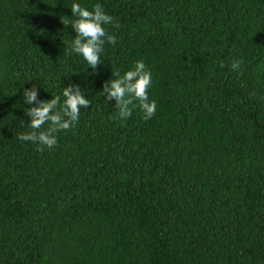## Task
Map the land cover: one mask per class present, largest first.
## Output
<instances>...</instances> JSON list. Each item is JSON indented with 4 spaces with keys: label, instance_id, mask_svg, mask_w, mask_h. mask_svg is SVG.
Listing matches in <instances>:
<instances>
[{
    "label": "trees",
    "instance_id": "obj_1",
    "mask_svg": "<svg viewBox=\"0 0 264 264\" xmlns=\"http://www.w3.org/2000/svg\"><path fill=\"white\" fill-rule=\"evenodd\" d=\"M73 3L119 25L94 75ZM138 60L156 113L120 119L102 85ZM70 83L76 126L16 139L23 90ZM0 264H264V0H0Z\"/></svg>",
    "mask_w": 264,
    "mask_h": 264
},
{
    "label": "clouds",
    "instance_id": "obj_2",
    "mask_svg": "<svg viewBox=\"0 0 264 264\" xmlns=\"http://www.w3.org/2000/svg\"><path fill=\"white\" fill-rule=\"evenodd\" d=\"M74 20H63L65 26L70 25L75 36L69 43V53L82 56L88 66L93 69V75L98 66L102 64L101 54L106 44L115 45L117 37L110 33L104 26L118 23L113 16L106 13L103 5L97 3L92 10L73 3L71 6ZM244 61L233 59L231 69L240 72ZM221 63V67H223ZM112 77L102 85L101 96L106 98L105 102L115 100V108L120 119H128L132 115V108L138 106L143 112V119L148 120L156 113L157 104L149 99L148 90L152 86V74L143 60L135 62L131 70L123 75L119 71L112 72ZM24 102L33 105L27 108L26 116L30 117L28 132L17 133L16 139L30 141L38 146L39 151L45 148L52 149L58 143L60 132L70 131L80 120L82 108H89L91 101L87 99L80 86L70 83L63 87L61 96H52L50 100L38 99L37 87L25 88L23 90ZM138 102V104H137ZM24 122L21 121V125ZM47 124L48 127L44 128Z\"/></svg>",
    "mask_w": 264,
    "mask_h": 264
}]
</instances>
